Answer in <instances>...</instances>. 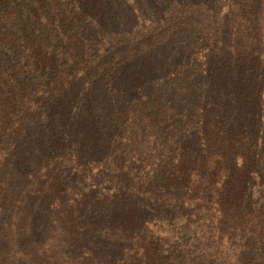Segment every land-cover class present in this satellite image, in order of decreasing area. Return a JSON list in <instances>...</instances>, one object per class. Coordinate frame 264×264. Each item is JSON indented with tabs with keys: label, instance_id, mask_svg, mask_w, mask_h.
I'll list each match as a JSON object with an SVG mask.
<instances>
[{
	"label": "trees",
	"instance_id": "trees-1",
	"mask_svg": "<svg viewBox=\"0 0 264 264\" xmlns=\"http://www.w3.org/2000/svg\"><path fill=\"white\" fill-rule=\"evenodd\" d=\"M225 5L0 0V264H264V0ZM125 124L178 158L86 176Z\"/></svg>",
	"mask_w": 264,
	"mask_h": 264
},
{
	"label": "rangeland",
	"instance_id": "rangeland-1",
	"mask_svg": "<svg viewBox=\"0 0 264 264\" xmlns=\"http://www.w3.org/2000/svg\"><path fill=\"white\" fill-rule=\"evenodd\" d=\"M170 2L168 1L167 4L168 6L166 7L167 9L162 11L161 13L156 12V9H154V7L156 5H150L147 6L146 3V9L143 11H139L137 10V12L139 13L138 16V20H137V30L144 36L148 35L151 32V29H154L157 26L151 27L148 34L145 30V27H148L151 23L150 17L148 16H152L153 13H155L157 16L161 17L164 14H167L166 12H168L169 6H170ZM225 7L224 10H227V8L229 7V0H225ZM159 34V32H155L154 37L158 40H161L162 42L165 40L166 38V34L164 33L163 36L161 34H159V36H157ZM203 33L201 32H196L195 35L191 38H199L202 37ZM167 54V51H166ZM204 56V51L201 48H197L193 55L191 56L190 61L187 62V66H193V65H197L200 61V59ZM197 70V69H192ZM105 113V112H104ZM113 126L112 124H107L106 123V129L109 128L110 131L113 130V128L111 127ZM100 125L97 124L95 125L94 130L99 129L100 130ZM197 127V124H190L187 126V128H183L182 130H180V134H184L185 132H187L188 130H193ZM120 131L125 133V136L121 139V136L118 139H115V142H108L106 144V146H109V151L106 155H104L103 157H99V158H105L103 161H101L100 163H96V166L94 168V170L92 172H90L92 170V165L89 164L87 166H85L82 170V172L86 175V176H91V174L93 175L95 172L99 171L102 167V165H105V163L108 161V158H125V156H127L126 158H133L132 160L139 161V160H145V159H149V158H153L155 161L158 160L159 158H178L177 155L179 154V151H175L173 142H175V136H173V138H169V140H164V139H156L154 137L147 139V138H143V137H139L137 139H133L130 137V127L125 124L124 126L120 127ZM134 144H139L140 146H132ZM107 148V147H106ZM124 153V155H123ZM55 158H59V157H55ZM90 158H94V157H90ZM147 161V160H146ZM141 171H143L144 168H140ZM74 171L75 170H69V172H67V176L69 178H71L74 175ZM171 223V222H170ZM174 223L169 224V223H165L166 227H170L173 228Z\"/></svg>",
	"mask_w": 264,
	"mask_h": 264
}]
</instances>
